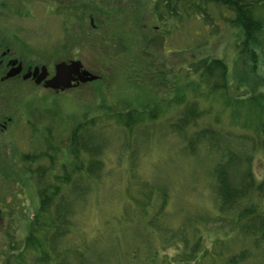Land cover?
<instances>
[{
  "label": "rangeland",
  "instance_id": "374dc122",
  "mask_svg": "<svg viewBox=\"0 0 264 264\" xmlns=\"http://www.w3.org/2000/svg\"><path fill=\"white\" fill-rule=\"evenodd\" d=\"M141 1L142 14L145 15L139 14L137 18L135 16V23L139 24V36L144 40L145 49L141 52V65H134L132 69L139 72L141 66L143 71L155 78H161L159 73H164L165 79H161L164 81V87L165 84L174 85L176 81L182 84L190 80L186 77L185 67L199 68L206 59L223 58L229 66L226 91L211 95L205 80H201L197 89L187 83L185 86L191 89L187 90L188 95L184 97V103L189 98H194L192 101H196L201 108L212 107L221 111V119L232 125L243 122L248 108L253 109L246 106V101L238 105L237 99L242 97L241 100H244L249 95L258 99L263 96L260 108H264V7L257 10L261 20L256 39L246 42L240 28L230 22L233 14L224 7L218 8L215 5L208 7L212 18L205 21L203 17L196 15L191 19H179L176 25H169L167 30L164 27L167 33L164 37L159 33L161 28L157 29L154 21H149L147 17V5L151 4V0ZM142 24L145 25L143 28ZM62 27V22L53 13L51 1L0 0V39L6 40V45L26 56L28 62L34 65H54L62 59L55 57L56 54L53 53L55 46L62 42ZM65 43L66 40L60 45L64 46ZM59 48L61 47L56 46V50ZM117 50H121V47L117 46ZM117 50L111 54L117 53ZM80 53L86 54V51L82 50ZM66 55L71 57L70 53ZM195 77L198 79L197 75ZM99 83L60 93L57 89L47 90L44 85L36 86L37 89L26 93L28 95L25 97L20 95L18 120L26 125H29L30 120L43 129L48 126L54 133L48 139L45 138L46 141L43 139L33 142L31 138L34 137L35 130L33 127L30 130L25 125L18 136L17 147L11 148L10 158L7 155V160H4L15 168L16 172L0 175V208L6 210L2 228L0 223V264H4L7 258L12 256L14 247L17 252L23 250L24 242L30 233L29 224L35 217L40 201L36 183L37 170L46 168L44 158H56L54 164H49L50 171H47V179L50 182L56 181V173L53 171L67 168L69 162L76 158L75 141L71 139L73 133L78 130L80 113L92 109L93 105L98 106L108 97L107 95L97 101V88L103 85ZM160 95L165 105V109L163 107L160 110L161 115L150 118L147 111L143 114L146 120L141 122L142 126L129 135L124 130V124L114 120L105 125L108 126L104 128L105 132L98 129L103 121V108L102 105L95 108L98 116L95 138L87 139V144L103 136L106 144L98 156L103 162V169L101 176L89 187L84 199L76 204L73 233L60 241L64 247L90 242L97 252L106 257V264H114L116 254H130L134 251L136 257L130 260V264H150L144 258L146 253L143 248L158 252V259L161 261L158 264H169V260L174 261V258L181 259V256H178L180 252L187 256L192 255L190 260H186L188 264H221L222 261L218 262L212 257L209 261L202 254L216 251L218 243L221 245L219 249H223L226 254L240 249L239 245L234 243L233 235L229 233V221L218 215L211 173L217 156L208 153L204 147L197 154L184 150V144L178 134L169 128V123L175 120L183 105L178 104L179 101L171 92H162ZM107 99L119 102L117 112L133 107L144 109L149 107L148 104L154 106L158 102L156 96L151 97L144 88H138L123 77L113 84ZM169 99L172 101L170 105L166 104ZM225 100L232 101L227 105L224 104ZM112 108L115 106L106 110L111 111ZM236 109L241 111L240 115L235 113ZM77 132L79 138H83L82 130ZM30 150H47L49 154L45 156L43 152L24 153ZM70 152L73 153L72 157L68 156ZM87 156L85 152L81 153V158L86 159ZM64 159L67 165L62 163ZM254 170L259 178L264 175L262 150L256 154ZM150 186L153 190H149ZM159 189H166L168 192L165 210L160 209ZM146 191L148 197L152 192L149 205L146 204ZM261 209H264V202L261 203ZM125 212L129 216L124 220ZM136 215H141V219L136 218ZM151 217L156 220L154 228L147 223ZM190 219L195 220L193 224ZM196 225L199 227L198 232ZM135 228H138L139 232L149 234L152 243L147 242L148 247H145V244L142 245L143 248L139 246L140 236L133 230ZM178 229L185 230V237L191 246L189 250L184 251L183 247L179 248L166 242V231ZM198 239L202 242L199 247L196 246ZM222 241L225 243L222 244ZM35 243L37 245L36 239ZM116 243L119 246H116ZM180 244L183 245L181 240ZM136 245L138 246L134 249ZM98 254L94 257L96 261ZM31 255V264H38L37 252ZM199 255L200 263L196 260ZM263 261L264 255H260L242 264H264L261 263Z\"/></svg>",
  "mask_w": 264,
  "mask_h": 264
},
{
  "label": "trees",
  "instance_id": "16d2710c",
  "mask_svg": "<svg viewBox=\"0 0 264 264\" xmlns=\"http://www.w3.org/2000/svg\"><path fill=\"white\" fill-rule=\"evenodd\" d=\"M47 1H51L55 17H58L62 22L64 31L60 29L63 32L61 43L66 40L64 46L60 45L61 43L57 44L56 46L61 48L56 50L55 46L53 53L56 54L55 57L58 56L62 59H67L66 53H70L71 57L85 59L98 71L102 77L97 82L103 85H101L102 88L101 86L97 88V101L107 95L110 97L113 84L122 77L129 83H134L138 88H144L151 97L158 98V102L154 106L148 104L149 107L146 106L144 109L133 107L129 110L123 109L121 112H117L116 109L119 102L115 103V101L107 99L108 97L104 98L106 101L103 100L98 105H102L103 108H100L103 121L100 122L98 129L105 132L108 127L105 125L111 124L114 120L124 124L127 135L130 132L133 133L137 127L142 126L141 122L146 120L143 114L147 111L150 118L161 115L160 110L163 107L165 109V105H163L164 101L160 94L171 92L179 101L178 104L183 105V108L175 120L169 123V128L178 134L181 143L184 144V150L191 154H197L204 147L208 153L217 156L211 173L213 177L212 190L218 203V215L229 221V233L233 235V241L239 245L240 249L237 252L226 254L223 249H219L221 245L219 246L218 243L216 251H204L206 253L202 254L204 258L210 261V257H212L218 262L222 261L221 264H242L252 260L255 256L264 255V209H261V203L264 202V175L259 178L254 170L256 154L259 150L264 152V108H260L263 96L258 99L249 95L244 100H241L242 97L237 99L238 105L246 101V106L253 109L249 110L248 108L245 119L243 122L240 121V124L225 123L221 119V111L212 107L201 108L196 101H192L194 98H189L185 103L183 101L184 97L188 95L187 90L191 89L185 86L187 83L197 89L201 80H205L210 87L211 95L217 94L218 91H226L229 66L223 58L206 59L203 66H199V68L185 67L186 77L190 80L182 84L176 81L174 85L165 84L164 87V81L161 80L165 79L164 73H159L161 78H155L152 74L148 75L143 71L141 66H139L140 69L138 68L139 72L131 68L134 65H141L143 58L141 52L145 49L144 40L139 36V24L135 23V16L137 18V15L142 14L141 0ZM210 5H215L218 8L224 7L233 14L230 22L240 28L246 42L256 39L257 32L260 31L261 20L257 10L264 7V0H151V4L147 5V17L149 21H154L157 29L161 28L159 33L166 37L167 27L176 25V21L179 19H191L196 15L203 17L205 21L212 18L208 8ZM144 26L142 24V28ZM117 46L121 47V50H117ZM82 50H85L86 54H81ZM116 50L117 53L111 54ZM22 95L25 97L28 94ZM171 99L173 100V98ZM171 99L166 104L170 105ZM231 101L225 100L224 104L229 105ZM98 106L97 104L93 105L92 109L89 108L80 113V121L77 124L78 130H82L83 138H79L77 130L71 139L75 141L76 158L69 162L70 165L67 168L53 171L56 173L55 182H50L47 179V171H50L49 164H54L56 158L44 153L45 156H48L44 158L47 165L46 168L37 170L36 183L39 188L40 201L35 217L29 224L30 233L24 242L23 250L15 251L16 247L12 244L14 247L11 252L12 256L7 258L4 264H31L30 257L34 252H37L38 264H53V262L54 264H99L98 261L106 264V257L97 252L90 242L85 241L82 245L70 244L68 247L60 244V241L73 233L76 204L84 199L89 187H92L96 178L101 176L103 169V162L98 158L106 144V141L102 139L103 136L99 140L87 144V139L94 140L95 138V129L98 124L95 108ZM113 106L115 108H112L111 111L106 110ZM122 112L124 115L121 114ZM108 113H112V115ZM235 113L240 115L241 111L236 109ZM251 117L252 119H250ZM82 152L88 155L86 159L81 158ZM68 156L72 157L73 153L70 152ZM65 161L64 159L62 163L67 165ZM72 162L76 164L73 165ZM1 171L3 170H0V175L14 174L10 171ZM148 188L153 190L151 186ZM147 193L148 191L145 192V196ZM151 193H149V197L147 196V205L151 203ZM159 193L160 209L165 210L168 192L166 189H159ZM128 216V213L125 212L123 219H127ZM136 218L141 219V215H136ZM189 221L193 224L195 220L190 219ZM147 223L151 228L156 226V220L153 217L148 219ZM180 229L166 231L165 235H168L165 236L166 242L175 244L179 248L183 247L184 251L189 250L191 246L188 245L185 230ZM133 230L140 236L139 246L143 248L142 245L145 244V247H148L147 242L152 243L149 234L139 232L138 228ZM198 231L199 227L196 225V232ZM180 240L183 245L180 244ZM221 243L224 244L225 241ZM198 245H202L199 239L196 242L197 247H199ZM116 246L119 245L116 243ZM143 249L147 262L150 264L161 262L158 259L157 251ZM135 252L116 254L114 264H130V260L136 257ZM95 254H98V261L94 258ZM178 256H181V259L174 258V261L170 259L169 264H188L186 260L192 258L191 254L187 256L182 252ZM197 257L196 260L200 263L201 256ZM202 261L204 263L205 260Z\"/></svg>",
  "mask_w": 264,
  "mask_h": 264
},
{
  "label": "flooded vegetation",
  "instance_id": "af4514ba",
  "mask_svg": "<svg viewBox=\"0 0 264 264\" xmlns=\"http://www.w3.org/2000/svg\"><path fill=\"white\" fill-rule=\"evenodd\" d=\"M93 23V19L91 20ZM1 37V36H0ZM7 42L3 38L0 39V170L10 171L15 173V168H12L9 164L5 163L4 160H7L11 153V148L17 147V140L20 132L22 131L21 128H25V123H21L18 120L19 117V99L20 95L28 92H32L36 90V86H43L45 80H42L38 83L37 77H34L32 74L35 67H42L43 65H34L28 62L26 56L20 55L18 52L12 49L9 45H6ZM80 60L83 63V70L89 71L91 74H94L95 78L93 80L81 81L77 82V85L70 88V89H59L57 92H68L73 89L81 88L85 85H91L99 80H101V75L98 73L97 70L91 65H89L85 59L70 57L67 59H61L65 61L69 60ZM20 66L21 70L9 76L8 73L11 69H15L16 67ZM49 71L47 79L52 77L55 73V64L54 65H46ZM75 82V81H74ZM47 90H53L50 88L45 87ZM29 125H26L30 130L33 127L34 137L31 138L32 141L34 140H45L48 137L53 135L54 131L52 128H41L38 125H34L32 121L29 120ZM62 125L60 126V130L62 131ZM24 132V131H23ZM31 135V133H30ZM46 141V140H45ZM45 153L46 155L49 154L47 150L44 151H24V153ZM10 158V157H9ZM6 210L4 208H0V223L1 228L4 223V213Z\"/></svg>",
  "mask_w": 264,
  "mask_h": 264
},
{
  "label": "water",
  "instance_id": "95a60500",
  "mask_svg": "<svg viewBox=\"0 0 264 264\" xmlns=\"http://www.w3.org/2000/svg\"><path fill=\"white\" fill-rule=\"evenodd\" d=\"M83 63L80 60L59 61L55 64V73L52 77L47 79L49 74L46 65L42 67H35L32 74L37 77V82L40 83L45 80L44 86L52 89H68L77 85V82H83L87 80H93L94 74H91L87 70H83ZM21 67L18 66L15 69H11L8 73L9 76L18 73ZM75 81V82H74Z\"/></svg>",
  "mask_w": 264,
  "mask_h": 264
}]
</instances>
